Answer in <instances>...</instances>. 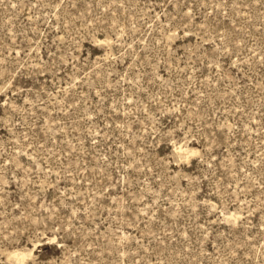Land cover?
Returning a JSON list of instances; mask_svg holds the SVG:
<instances>
[{"label": "rangeland", "instance_id": "374dc122", "mask_svg": "<svg viewBox=\"0 0 264 264\" xmlns=\"http://www.w3.org/2000/svg\"><path fill=\"white\" fill-rule=\"evenodd\" d=\"M0 264H264V0H0Z\"/></svg>", "mask_w": 264, "mask_h": 264}]
</instances>
